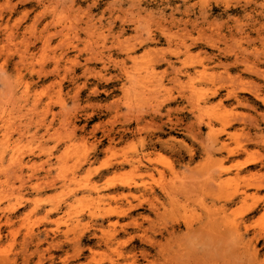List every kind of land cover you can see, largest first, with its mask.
I'll return each instance as SVG.
<instances>
[{
	"label": "rangeland",
	"instance_id": "obj_1",
	"mask_svg": "<svg viewBox=\"0 0 264 264\" xmlns=\"http://www.w3.org/2000/svg\"><path fill=\"white\" fill-rule=\"evenodd\" d=\"M0 264H264V0H0Z\"/></svg>",
	"mask_w": 264,
	"mask_h": 264
},
{
	"label": "bare ground",
	"instance_id": "obj_2",
	"mask_svg": "<svg viewBox=\"0 0 264 264\" xmlns=\"http://www.w3.org/2000/svg\"><path fill=\"white\" fill-rule=\"evenodd\" d=\"M253 92V91H252ZM252 92H250V93H252ZM256 92V91H255ZM256 94V96L258 95L257 93H255ZM258 97V96H257ZM256 160L255 159H252V160H247V161H245V163L243 164V165H248V164H252V163H254ZM114 189V188H113Z\"/></svg>",
	"mask_w": 264,
	"mask_h": 264
}]
</instances>
